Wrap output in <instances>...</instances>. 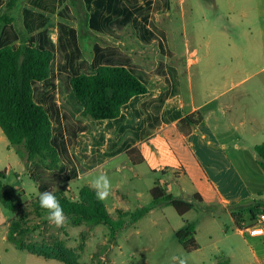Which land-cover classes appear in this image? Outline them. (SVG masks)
I'll return each instance as SVG.
<instances>
[{"label": "crops", "instance_id": "1", "mask_svg": "<svg viewBox=\"0 0 264 264\" xmlns=\"http://www.w3.org/2000/svg\"><path fill=\"white\" fill-rule=\"evenodd\" d=\"M8 1L0 0V16L5 12ZM237 1L212 0V6L207 4L215 11L216 8L219 10L221 5L228 14L217 10L214 20L203 17V22L209 31L212 29L214 31V33L209 32L205 39L206 59L213 56L214 72L209 75L206 73L205 70L208 68L206 63L202 68V72L204 70L206 75H198L199 84L196 87L192 75H180L179 70L172 64V58L178 52L173 43L179 30V16L182 17L184 29L187 28L188 23L184 0H83L89 14V29L94 36L92 41H88L87 47L90 48L88 54L82 48L79 17L71 6L70 0H27L21 11V27L26 44H33L37 48L51 50L54 53L51 75L45 81L34 82L33 90L35 101L46 109L52 121V143L58 151L63 167L61 170L46 169L38 161L25 162L13 149L17 156L15 165L24 171L16 174L20 185L12 189V191L17 190L18 193L14 192V194L18 196V199L22 200L21 197L24 195L27 197L25 202L34 201L38 197V192L58 187H63L69 196L77 197L83 185L90 186L89 180L85 182L87 178L97 171L109 175L106 168L114 167L115 164L114 170L116 169L115 171L119 174H123L125 168L135 171L143 165H148L155 176L161 172L166 182L168 173H164V170L174 172V169L171 170L167 165L168 160L171 156L174 158L177 155L171 150L167 133L177 130L178 139L187 144L188 139L193 138V133L200 132L205 122L201 111L211 102L220 101L228 93L236 90L240 91L230 102L221 101V110L223 105L227 108L233 107L235 100L243 95L260 97L261 100L256 104L257 106L254 105L257 108L256 114L243 113L236 118L241 125L244 123L251 125L250 139L252 141L263 138L264 77L256 79V75L264 72V0H243L239 7H237ZM188 11L193 14L195 9L190 5ZM219 21H225V24L222 22L218 28L216 24ZM47 30H54V33L50 34L53 42L57 43L61 38V52L70 62L69 64L78 66L83 61L95 63L97 66L94 72L100 65L123 66L148 87V93L132 98L122 108V113L117 119L81 118L82 106L71 87H60L63 75H53L56 51L46 43L41 34ZM156 31L164 33L163 36L166 38L164 45L168 54L166 52L162 61L170 64L171 75H165L166 70L158 69L154 60L153 50L157 47L155 44H161L153 39ZM116 32L118 36L113 37L112 33ZM22 42L15 23L2 27L0 48L10 46L17 49ZM113 44L120 49L119 63L108 62L110 52L107 50ZM212 47L216 49L213 55ZM255 63L258 65L256 70L253 68ZM74 76L76 75L70 76L69 86ZM53 83L55 87H46ZM185 89L189 100L184 98ZM195 90L204 99L203 104H197ZM193 113H199L202 116V122L196 126L188 125L185 128L188 134L185 135L179 130L181 121ZM253 123L258 124L257 130L254 129ZM91 133H102L103 147L92 152L89 144L88 150L76 152V149L81 150L84 147L82 141H86L87 138L86 136L81 138V134L90 135ZM200 137L207 140L208 144L212 143L207 132H201ZM76 140L78 147L72 148L76 152L72 154L69 145L74 144ZM253 143L255 147L264 142ZM224 147L225 145H221V148ZM132 149H137L132 156L139 160L141 154L144 158L143 162L133 164L127 154ZM121 158L126 160L118 163ZM178 159L183 162L180 158ZM211 173L207 176L204 189L196 195L200 196V202L214 204L215 207H219V212L223 209L229 214L230 224H224L225 227L220 229V232L210 228L205 246L200 244V248L194 251H200L198 264H264V236L252 237L240 231L241 227L252 223L251 210L257 202L255 192L252 190L254 184L243 178L240 171L218 169ZM154 186L149 188V192ZM134 192L140 194L135 190ZM245 192L252 199L246 206L239 205L244 202ZM127 200L124 194L119 193H114L111 197L110 206L116 211V217L112 216L105 204L107 211L114 219L118 218V211L133 213L126 203ZM260 203L264 204V198ZM165 205H167L165 202L158 205L152 204V210L145 216L152 214L155 207ZM230 205L238 206L237 212L229 210ZM125 222V226L118 233L137 221L132 222L131 216H127ZM108 235L110 237V231ZM116 237L113 239L115 240ZM254 242L259 247L257 250L251 248ZM114 246L115 243L108 251L115 256ZM121 264H124V260Z\"/></svg>", "mask_w": 264, "mask_h": 264}, {"label": "rangeland", "instance_id": "2", "mask_svg": "<svg viewBox=\"0 0 264 264\" xmlns=\"http://www.w3.org/2000/svg\"><path fill=\"white\" fill-rule=\"evenodd\" d=\"M184 1L188 23L187 28L184 29L182 17L179 16V25L177 24L179 30L176 33L177 35L173 43L178 52L172 58V64L179 70L180 75H192L194 84L197 87L199 84L198 75H206V73L209 75L214 72L213 56L206 59L207 50L205 47L207 34L209 32L214 33V31L213 29L209 31L208 27L203 22V17L214 20L218 8H216L215 11L214 8L208 7L207 4L212 6V0ZM242 1L243 0L237 1V7L240 6ZM190 5L195 9L193 14L188 11ZM219 10L223 14H228L227 10L221 5H219ZM224 20H226L225 17ZM222 22L223 21L217 22L216 25L218 28ZM223 24H225V21ZM193 25H195V29H193ZM218 28H216V30H218ZM51 33H54V30H47L41 34L46 43L52 46L56 51L53 75H63L60 87H70L68 81L71 75L94 72L97 66L95 63L83 61L78 66L69 64L70 62L61 52V38L57 43L53 42L50 36ZM163 35L164 33L160 31H156L154 34L153 39L161 43L160 45L156 43L155 45H157V47L153 46L156 47L153 50L154 60H156L158 69L166 70L165 75H171L170 64L163 63L164 55H166L167 52L164 45V43H166V38ZM112 36L117 37V32L112 33ZM112 40L114 41V39ZM213 40L215 41V37ZM107 51L110 52V60L108 62L119 63V58L121 56V54H119V47L113 44ZM215 51L216 49L212 47V55ZM170 55L171 53L169 52V57ZM206 63L208 64V68L205 70L207 71L205 73L204 70L202 72V68ZM257 67L258 65L255 63L253 68L256 70ZM262 77H264V72L256 75V79ZM55 86L56 85L53 83L46 87L50 88ZM239 91L240 90H236L235 92L228 93L220 101L211 102V104L201 111L205 117V122L200 128V132L193 133V138L188 139L187 144L178 139L177 130H172L167 133L170 139L171 150L172 152L175 151L177 155H175L174 158L171 156L168 160L167 165L170 166L169 168L171 170L174 169V172L164 170V173H168L166 182L161 176V172H159L160 174L158 176H155L148 165H143L135 171L125 168L123 174L116 172V169L114 170L116 164L114 167L106 168L109 171L108 177L111 180V195L104 203L109 208L113 217L117 215L116 211L110 206L111 197L114 193L124 194L126 198H128L126 201L127 205L131 208L132 212H134L140 207L152 206L153 198L149 192V188L153 187L155 184L161 186L168 194L177 199L192 202L194 208L188 215L180 216L170 205L157 206L154 208L152 214L128 226L118 233L114 240L111 236L109 237V229L106 226H88L83 224L81 227H74L67 220L63 227L56 228L49 223L47 212H43L41 216L38 217L32 213L30 207L25 206L22 208L24 211L23 216H27L26 218H28L30 224L37 225L35 231L25 236L24 239L26 243L37 244L38 246L43 244L51 245L55 239H61L65 241L68 248L73 250L80 257V262L83 264H121L123 260L124 264H173L171 260L173 256L187 258V264H198L200 251L191 254L187 253L177 240L175 232L181 227H184L186 222L192 223L196 227V238L199 245L205 246V240L211 227L213 231L217 230L220 232V229L225 227L224 224H230V216L223 209L222 212H219V207H215L214 204L202 203L196 201L194 198L197 192L204 189L207 176L211 171L218 169L240 171L243 178L250 180L252 184H254L252 190L255 192V200L260 203L264 198V172L257 163V154L253 145L255 144L253 142H264V137L256 138L254 139L255 141H252L250 139V133L252 131L251 125L249 123L241 125L236 118L237 115L243 113H248L249 115L256 114L257 108H255V106H257L256 104L259 103L261 98L243 95L239 97L238 100H235L236 103H233V107L227 108L223 105V110H221V101L230 102L234 96L238 95L237 93H239ZM184 98L189 100L186 89L184 90ZM195 99L197 104H203L204 102V99L199 96L197 90H195ZM218 107H220V109H218ZM253 124L254 129L257 130L259 128L258 124ZM188 125L189 122L186 121L184 124H181L179 129L185 135L188 134L185 130ZM203 131L207 132L209 135V138L212 140L211 144H208L207 140L200 137ZM85 136L87 137L86 141L81 140L84 142V147H82L81 150L79 148L76 150L74 149L76 152L88 150L87 146L89 144L91 145L92 152L95 150L98 151L103 147L104 137L102 133H91L90 135L81 134V138ZM221 145H225V147L221 148ZM75 146L78 147L77 140L74 144L69 145L72 154L76 153L72 149ZM13 149L15 148L10 147L7 137L0 128V170L6 171V190L10 192L14 200H17L18 196L14 194V192H18L17 190L12 191V189H16L14 186L20 185V182H17L16 174H21L24 171H22L19 166L15 165L17 156L15 154L16 149ZM125 160V158H121L118 160V163ZM181 171H183V173ZM99 173L101 172L97 171L92 176ZM91 177L87 178L85 182ZM134 190L140 194H136ZM246 194L245 192V195ZM21 198L22 200L18 199L15 201L19 206L25 203L27 197L22 195ZM251 199V196L246 195L244 202H241L239 205L246 206ZM237 208L238 206L230 205L229 210L235 212ZM212 211L214 212L213 214ZM13 217L14 215L9 210L0 205L1 264H64L58 260H49L32 255L25 250L17 248L13 242L9 241L7 235ZM114 243L116 251L115 256L108 251L110 246ZM251 248L252 250H257L259 247L257 243L254 242Z\"/></svg>", "mask_w": 264, "mask_h": 264}, {"label": "trees", "instance_id": "3", "mask_svg": "<svg viewBox=\"0 0 264 264\" xmlns=\"http://www.w3.org/2000/svg\"><path fill=\"white\" fill-rule=\"evenodd\" d=\"M27 0H9L5 12L0 16V32L4 25L15 23L22 44L13 49L10 46L0 48V128L7 137L10 147L16 149L19 157L25 162L38 161L46 169L61 170L63 164L57 149L52 143L53 125L46 109L34 99V82H42L51 75L54 53L51 50L40 49L33 44L27 45L25 34L21 27V11ZM70 4L79 17V36L82 48L86 54L90 48L88 41L94 36L89 29V14L83 0H70ZM70 87L82 106L81 118L92 120H114L120 117L122 108L132 98L148 93V87L133 72L123 66L100 65L93 74L81 73L70 80ZM186 121L189 126H196L202 122L199 113L188 115ZM257 163L264 172V143L256 145ZM137 149L127 152L133 164L144 161L140 154L136 160L132 154ZM6 171L0 170V205L13 215L7 239L21 250L49 260H58L64 264H83L80 257L65 241L55 239L51 245L26 243L25 236L36 230L27 216H23V207H30L32 213L41 216L45 210L39 206L38 197L34 201H27L20 206L13 200L5 185ZM60 201L67 220L73 226H106L110 236L115 238L125 226V217L131 216L135 222L149 213L153 207H143L133 213L118 211V218L114 219L107 211L104 202L95 197V192L89 185H83L77 197L69 196L63 187L51 189ZM153 205L165 202L172 206L180 216L189 213L194 204L168 194L156 184L150 191ZM200 201L199 195L194 196ZM264 213V204L255 203L251 210L252 221ZM179 243L187 253L200 248L196 239V227L186 222V225L175 232ZM1 264V261H0Z\"/></svg>", "mask_w": 264, "mask_h": 264}, {"label": "clouds", "instance_id": "4", "mask_svg": "<svg viewBox=\"0 0 264 264\" xmlns=\"http://www.w3.org/2000/svg\"><path fill=\"white\" fill-rule=\"evenodd\" d=\"M89 184L94 190L95 197L98 201L104 202L111 195V180L106 173L101 172L92 176L89 179ZM38 200L40 208L47 212L49 223L56 228L63 227L68 218L54 192H38ZM171 260L173 264H187V258L185 257L173 256Z\"/></svg>", "mask_w": 264, "mask_h": 264}, {"label": "built area", "instance_id": "5", "mask_svg": "<svg viewBox=\"0 0 264 264\" xmlns=\"http://www.w3.org/2000/svg\"><path fill=\"white\" fill-rule=\"evenodd\" d=\"M240 231L252 237L264 236V213L258 215L250 225L241 227Z\"/></svg>", "mask_w": 264, "mask_h": 264}]
</instances>
